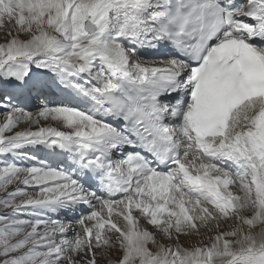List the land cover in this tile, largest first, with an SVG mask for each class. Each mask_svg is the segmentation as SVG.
<instances>
[{"label":"snow or ice","instance_id":"obj_1","mask_svg":"<svg viewBox=\"0 0 264 264\" xmlns=\"http://www.w3.org/2000/svg\"><path fill=\"white\" fill-rule=\"evenodd\" d=\"M0 116V264H264V0H0Z\"/></svg>","mask_w":264,"mask_h":264},{"label":"rangeland","instance_id":"obj_2","mask_svg":"<svg viewBox=\"0 0 264 264\" xmlns=\"http://www.w3.org/2000/svg\"><path fill=\"white\" fill-rule=\"evenodd\" d=\"M33 112H35L36 111V109L35 108H33V109H31ZM0 123H2V120L0 119ZM24 128V125L22 124L21 126H20V128L18 129V130H20V129H23ZM23 163H28V162H23ZM0 195H3V193H0ZM193 242H195V238H194V241ZM113 258H115V257H113Z\"/></svg>","mask_w":264,"mask_h":264},{"label":"bare ground","instance_id":"obj_3","mask_svg":"<svg viewBox=\"0 0 264 264\" xmlns=\"http://www.w3.org/2000/svg\"><path fill=\"white\" fill-rule=\"evenodd\" d=\"M42 123H43V121H42Z\"/></svg>","mask_w":264,"mask_h":264}]
</instances>
